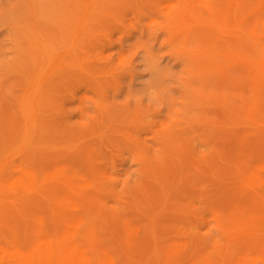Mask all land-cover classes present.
<instances>
[{
    "label": "rangeland",
    "instance_id": "obj_1",
    "mask_svg": "<svg viewBox=\"0 0 264 264\" xmlns=\"http://www.w3.org/2000/svg\"><path fill=\"white\" fill-rule=\"evenodd\" d=\"M179 3L0 0L1 242L51 237L92 264L257 252L264 204L245 206L231 229L213 210L264 164L254 126H240L232 109L254 92L234 68L229 80L203 79L186 65L194 42L184 29L193 25L162 13Z\"/></svg>",
    "mask_w": 264,
    "mask_h": 264
},
{
    "label": "bare ground",
    "instance_id": "obj_2",
    "mask_svg": "<svg viewBox=\"0 0 264 264\" xmlns=\"http://www.w3.org/2000/svg\"><path fill=\"white\" fill-rule=\"evenodd\" d=\"M152 1L156 0H149V3ZM178 1L180 6L172 9L168 4L162 13L171 25H193L192 28L184 29V38L194 42V47H184V62L186 65L192 64L203 79L217 77L229 80L233 77V68L242 73L243 83L253 89V99L240 96V104L232 109L240 119V126H254L258 138L252 144L260 145L264 151V0ZM41 43L47 49H54L51 40L43 37ZM80 69L86 72L83 66ZM192 94L196 103L202 106L204 95L195 89H192ZM221 104L223 110L229 107L225 99ZM24 106L25 102H22L20 108ZM200 120L209 125L208 134L216 133L211 121L205 117ZM228 135L233 138L236 136L232 131ZM246 142L242 140L243 144ZM242 169L232 172L242 179ZM245 176L244 189L234 190L226 197L225 203L213 209L217 212L215 215L219 227H238L248 207L255 209L260 203L264 204V164L249 169ZM255 245L257 252L254 255H236V249L217 248L201 264H229L228 258H233L230 264H264V237ZM152 252L156 250L153 248ZM0 264H92V259L74 244L42 237L33 243H23L21 240L0 241ZM101 264L117 263L105 259Z\"/></svg>",
    "mask_w": 264,
    "mask_h": 264
}]
</instances>
